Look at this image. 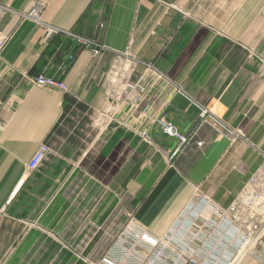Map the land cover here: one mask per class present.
<instances>
[{"label":"crops","instance_id":"obj_1","mask_svg":"<svg viewBox=\"0 0 264 264\" xmlns=\"http://www.w3.org/2000/svg\"><path fill=\"white\" fill-rule=\"evenodd\" d=\"M0 7V264H264V234L245 245L214 211L264 166V0ZM39 8L42 22L28 16ZM75 35L105 48L95 56ZM127 50L184 94L148 78L140 98L109 100L102 80ZM41 75L67 90L35 84ZM161 118L187 140L164 133ZM227 128L245 138L232 141ZM43 143L51 152L30 171ZM195 223V262L177 261Z\"/></svg>","mask_w":264,"mask_h":264},{"label":"built area","instance_id":"obj_2","mask_svg":"<svg viewBox=\"0 0 264 264\" xmlns=\"http://www.w3.org/2000/svg\"><path fill=\"white\" fill-rule=\"evenodd\" d=\"M44 4H41L40 8ZM39 10H34L28 13V16L35 18L36 20L42 22ZM3 13V8L0 7V15ZM60 30L56 28H50V34L58 33ZM78 43L84 46H90L92 52L95 56L101 54L105 46L95 40L84 38L81 36H74ZM7 38L0 33V54L1 50L6 43ZM138 65H143L144 70L139 75L136 81L131 78L135 74L136 67ZM150 78L153 81H164L167 85L173 88L176 93L184 94L183 89L176 85L168 76L163 74L153 63L145 62L133 55L128 50L122 53H118L110 70L106 73L102 80V85L105 89V93L109 100L115 101L118 99L122 92H138L140 96L146 91V80ZM33 82L39 86L57 87L62 90H67V85L64 82L55 80L54 78H49L46 76H38L33 80ZM206 110H204V113ZM105 116V115H104ZM103 121L96 119L95 126L98 130L104 129L112 120V115L105 117ZM157 124L162 128L164 133L178 137L181 141L185 142L187 140L186 136H183L177 129L175 125L161 118L157 120ZM228 135L232 141L239 138H245V134L242 130L227 128ZM145 138L149 137L144 132L142 134ZM50 148L46 144H41L38 150L35 152L34 156L28 164V169L30 171L38 169L43 162L47 159L50 154ZM216 209V210H215ZM215 213L220 219H226L231 225L236 227L237 232L245 233V245L248 243L256 242L264 234V166L259 170L249 181L243 191L227 209L217 210L214 208ZM196 228V232L193 233L191 240L186 244L185 248L180 251L177 256V261L182 258H187L191 262H195L193 255V239L196 238L198 232H200L201 227L198 224H193ZM143 240L147 242L152 247H157L160 240L155 238H149L147 235H143ZM264 261V251L262 254ZM176 261V262H177ZM102 264H116L115 262L103 258ZM151 264V262L149 263Z\"/></svg>","mask_w":264,"mask_h":264},{"label":"rangeland","instance_id":"obj_3","mask_svg":"<svg viewBox=\"0 0 264 264\" xmlns=\"http://www.w3.org/2000/svg\"><path fill=\"white\" fill-rule=\"evenodd\" d=\"M85 261H87V262H89V263H91V264H99V262H98V263H94L93 260H90V259H88V258H87V259L85 258Z\"/></svg>","mask_w":264,"mask_h":264}]
</instances>
